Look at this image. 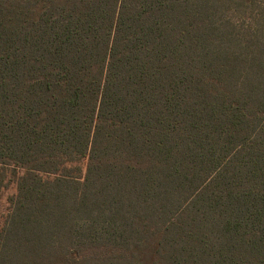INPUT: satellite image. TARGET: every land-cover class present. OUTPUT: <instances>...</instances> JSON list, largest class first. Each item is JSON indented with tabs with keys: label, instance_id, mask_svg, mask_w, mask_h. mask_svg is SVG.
<instances>
[{
	"label": "trees",
	"instance_id": "1",
	"mask_svg": "<svg viewBox=\"0 0 264 264\" xmlns=\"http://www.w3.org/2000/svg\"><path fill=\"white\" fill-rule=\"evenodd\" d=\"M9 182L0 264H264V0H0Z\"/></svg>",
	"mask_w": 264,
	"mask_h": 264
},
{
	"label": "rangeland",
	"instance_id": "2",
	"mask_svg": "<svg viewBox=\"0 0 264 264\" xmlns=\"http://www.w3.org/2000/svg\"><path fill=\"white\" fill-rule=\"evenodd\" d=\"M78 166L82 167L84 164L83 161L77 163ZM75 165V163H74ZM15 193V184L14 182H9L0 189V229L4 223L5 217L9 210V198Z\"/></svg>",
	"mask_w": 264,
	"mask_h": 264
}]
</instances>
